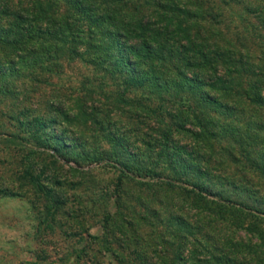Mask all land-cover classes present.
Listing matches in <instances>:
<instances>
[{
    "label": "trees",
    "instance_id": "16d2710c",
    "mask_svg": "<svg viewBox=\"0 0 264 264\" xmlns=\"http://www.w3.org/2000/svg\"><path fill=\"white\" fill-rule=\"evenodd\" d=\"M73 61L90 75L32 109ZM0 99L45 227L66 199L28 157L72 124L117 177L69 217L99 210L117 264H264V0H0Z\"/></svg>",
    "mask_w": 264,
    "mask_h": 264
},
{
    "label": "rangeland",
    "instance_id": "374dc122",
    "mask_svg": "<svg viewBox=\"0 0 264 264\" xmlns=\"http://www.w3.org/2000/svg\"><path fill=\"white\" fill-rule=\"evenodd\" d=\"M90 73L88 66L80 61L67 62L63 71L51 78L54 85H36L29 95L28 105L46 112L44 102L48 94L59 95L56 90L60 89L73 94V87L79 86L83 75ZM64 94L63 91L60 97ZM4 104L0 99V187L19 191L23 196L0 194V264H117L114 257L104 251V244L93 238L103 235L99 210L85 212L83 218L69 217L73 210L86 207L88 199L100 200L112 190L116 172L102 167L101 163L81 161L77 156L80 147L74 140L80 136L79 129L64 123L70 129L65 134L70 139L60 149V156L44 147L33 150L28 157L34 174L66 199L55 214V220L45 227L41 220L45 217L46 201L40 194L34 195L21 178L25 152L7 140L6 134L12 130L7 128L9 120L1 115ZM75 159L80 161L75 163ZM54 176L64 182L63 188H57ZM111 245L116 248L115 244Z\"/></svg>",
    "mask_w": 264,
    "mask_h": 264
}]
</instances>
